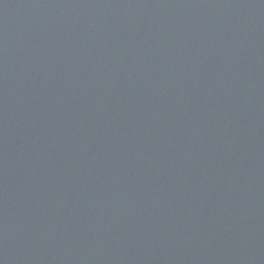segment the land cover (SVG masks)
Segmentation results:
<instances>
[{
	"label": "water",
	"instance_id": "obj_1",
	"mask_svg": "<svg viewBox=\"0 0 264 264\" xmlns=\"http://www.w3.org/2000/svg\"><path fill=\"white\" fill-rule=\"evenodd\" d=\"M0 264H264V0H0Z\"/></svg>",
	"mask_w": 264,
	"mask_h": 264
}]
</instances>
